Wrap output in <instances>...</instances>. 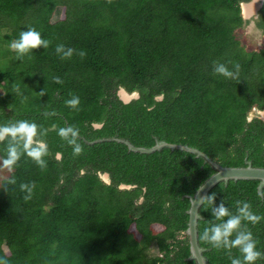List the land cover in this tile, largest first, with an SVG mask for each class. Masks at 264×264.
Segmentation results:
<instances>
[{
	"label": "trees",
	"instance_id": "obj_1",
	"mask_svg": "<svg viewBox=\"0 0 264 264\" xmlns=\"http://www.w3.org/2000/svg\"><path fill=\"white\" fill-rule=\"evenodd\" d=\"M242 1L248 0H0L7 44L28 28L50 42L21 59L11 51L0 69V124L41 125L50 153L46 169L24 155L2 180L0 259L195 264L185 233L189 196L214 169L180 149L140 153L95 140L116 136L150 147L157 138L196 147L223 166H242L247 159L264 167V48L250 50L240 40L237 29L248 22ZM257 28L264 34V3ZM61 44L74 49L70 58L57 54ZM214 62L233 71L239 64L238 78L214 73ZM121 88L138 96L123 102ZM74 96L80 100L76 108L66 104ZM69 126L79 131L78 156L58 135ZM6 146L0 143L1 159ZM258 183L220 181L210 189L215 197L202 203L198 220L207 264H231L227 249L201 239L206 227L228 219L217 220L212 210L223 203L239 215L238 202H247L264 216ZM21 184L35 185L30 199ZM242 225L264 251V220ZM231 255L240 253L233 248Z\"/></svg>",
	"mask_w": 264,
	"mask_h": 264
},
{
	"label": "clouds",
	"instance_id": "obj_2",
	"mask_svg": "<svg viewBox=\"0 0 264 264\" xmlns=\"http://www.w3.org/2000/svg\"><path fill=\"white\" fill-rule=\"evenodd\" d=\"M252 1L253 0L242 1L240 3L241 14L244 18H249L251 12H248V16H246L247 14H245V11H242V8L244 5H248ZM49 43L48 40L42 39L41 34L37 30L34 28H28L27 30L21 31L19 39L10 42L9 48L16 53L18 59H21L24 56L30 55L33 49H47ZM56 52L57 54L62 53V59H67L73 55L74 49L68 48L65 50L64 45L61 44L56 46ZM78 55L83 58L86 56V52L81 50ZM233 67L235 69L234 71L229 70L226 64L214 62L213 71L216 74L222 75L226 79H237L240 66L239 64H234ZM54 80L56 83H62V80L59 77H54ZM40 94L43 96L44 91L41 90ZM79 103V97L76 96L66 101V104L72 108H76ZM262 112H264V110L259 111V113ZM52 114L54 115L55 113L53 112ZM259 117L261 118V116ZM46 135V129H43L41 125L28 120H18L15 122L0 124V143L7 141L5 149L6 158L2 159L3 167L11 172L20 161L21 157L27 155V157L32 159L38 167L46 169L47 161L45 157L50 154L47 143L43 139ZM58 135L61 139L66 141L68 145L73 147L74 156L82 154L83 147L78 142V129L71 126L60 128ZM9 182L15 183L14 178ZM20 187L22 191H26L27 193L24 199H30L35 185L21 184ZM214 197L215 193L206 197H201L200 201L204 202L207 200L210 202ZM238 203H242V207L238 208L239 215H233L230 213L223 203H221L218 208H214L212 213L217 220L226 216L228 219L226 222L206 227L201 239L210 244L214 249H227L231 264H256L258 260H264V251L257 250L258 241L254 238L251 230L247 228V225H242V221L251 222L255 225L261 220H264V216L254 214L249 203ZM233 248L239 251L240 256L234 257L231 255V250ZM0 264H7V261L0 259Z\"/></svg>",
	"mask_w": 264,
	"mask_h": 264
},
{
	"label": "water",
	"instance_id": "obj_3",
	"mask_svg": "<svg viewBox=\"0 0 264 264\" xmlns=\"http://www.w3.org/2000/svg\"><path fill=\"white\" fill-rule=\"evenodd\" d=\"M119 96L123 102H129L132 98L138 96L137 93L127 94L124 89H119ZM261 118L264 120V112L261 113ZM95 141H116L123 143L127 146L129 151L140 152V153H151L156 150H160L164 147H168L171 150L180 149L193 153L197 157L203 158L204 162L208 163L214 172L206 178L196 189L192 196H189V208L188 222L185 233L188 238L189 244V256L188 259L194 260L195 264H207V257L204 255L206 248L201 246L198 240V220L203 219L199 209L203 202L200 201L201 197L208 196L210 189L215 186L218 182L223 181L227 183L229 180H240V179H252L258 180L257 192L262 193L264 187V167L254 166L250 160L245 159V164L242 166H223L214 160H212L204 151L182 143L167 142L163 139H155V142L150 147L134 145L128 139L122 137H102Z\"/></svg>",
	"mask_w": 264,
	"mask_h": 264
},
{
	"label": "rangeland",
	"instance_id": "obj_4",
	"mask_svg": "<svg viewBox=\"0 0 264 264\" xmlns=\"http://www.w3.org/2000/svg\"><path fill=\"white\" fill-rule=\"evenodd\" d=\"M250 5H248L249 7ZM247 7V6H246ZM253 7V5H252ZM251 7V8H252ZM254 9V8H253ZM251 10V9H250ZM242 11H245V7L243 6ZM248 16V14L246 15ZM240 28L237 29V32L240 35V40L244 42V45L246 46L247 49L250 50H257L264 48V35L260 33L259 35L257 34V31L254 30L252 27L244 26L240 30ZM254 30V31H253ZM9 34L8 31L2 30L0 31V69L4 67V65H7V55L11 53V49L9 48V44H7V35ZM7 51L4 53V51ZM1 90V88H0ZM256 111V110H255ZM262 114L259 113V116ZM11 172L7 170V168L3 167L2 165V159L0 158V185L2 183V180L9 177ZM103 179L105 181H108V177L106 174H104ZM150 254H156V249L154 246H151L148 249Z\"/></svg>",
	"mask_w": 264,
	"mask_h": 264
},
{
	"label": "flooded vegetation",
	"instance_id": "obj_5",
	"mask_svg": "<svg viewBox=\"0 0 264 264\" xmlns=\"http://www.w3.org/2000/svg\"><path fill=\"white\" fill-rule=\"evenodd\" d=\"M263 3H264V0H257V5H256L257 7H255V9H252L250 17L246 18V19H248V22H247L246 26H248V27L250 26V27L254 28V30L257 31L258 35L260 33L263 34V31L262 30H258V28H257V21L259 19V11L261 10V8L263 6Z\"/></svg>",
	"mask_w": 264,
	"mask_h": 264
},
{
	"label": "bare ground",
	"instance_id": "obj_6",
	"mask_svg": "<svg viewBox=\"0 0 264 264\" xmlns=\"http://www.w3.org/2000/svg\"><path fill=\"white\" fill-rule=\"evenodd\" d=\"M248 5H250L249 7H248ZM248 5H244V7H245V10H246V12H245V14H248V12H251V10H247V7L249 8V9H255V7H257L256 5H257V0H253L250 4H248ZM252 5H253V7H252ZM247 6V7H246ZM252 7V8H251Z\"/></svg>",
	"mask_w": 264,
	"mask_h": 264
},
{
	"label": "crops",
	"instance_id": "obj_7",
	"mask_svg": "<svg viewBox=\"0 0 264 264\" xmlns=\"http://www.w3.org/2000/svg\"><path fill=\"white\" fill-rule=\"evenodd\" d=\"M247 10L249 11L250 9L247 7Z\"/></svg>",
	"mask_w": 264,
	"mask_h": 264
}]
</instances>
